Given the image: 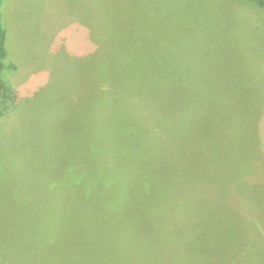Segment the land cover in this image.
<instances>
[{
    "label": "rangeland",
    "instance_id": "374dc122",
    "mask_svg": "<svg viewBox=\"0 0 264 264\" xmlns=\"http://www.w3.org/2000/svg\"><path fill=\"white\" fill-rule=\"evenodd\" d=\"M1 11L17 94L0 108V209L87 168L83 211L104 219L88 235L94 257L264 264V7L4 0Z\"/></svg>",
    "mask_w": 264,
    "mask_h": 264
},
{
    "label": "trees",
    "instance_id": "16d2710c",
    "mask_svg": "<svg viewBox=\"0 0 264 264\" xmlns=\"http://www.w3.org/2000/svg\"><path fill=\"white\" fill-rule=\"evenodd\" d=\"M252 1L264 7V0ZM3 2L4 0H0V108L7 104V99H10L13 93L17 94V91H14L6 81L4 73L7 67L8 50L6 48L7 28L1 11ZM128 60L132 62V58ZM11 67L14 69L16 65L11 64ZM144 72L151 81L156 83L158 74L148 70ZM261 156L256 158L264 160V154ZM85 169L78 170V172L84 171L75 179H69L71 182L62 178V186L59 183L45 186L43 190L46 196L29 197V200L11 203L12 206H7L11 208L9 210L0 209L1 215L5 214V211L11 212L13 218H10L11 221L6 219V223L0 222V264H114L122 260V254L117 256L110 254V259L107 258L104 255L110 252L106 250L105 254H101L100 251L97 257L92 254L95 251L94 247L99 246L100 239L89 240L88 235L91 233L96 236L97 231L101 235L99 224L103 223L104 219L103 216H96L97 207L87 211H93V214L89 216L83 211L85 204L80 200V195L86 188V184L90 183L86 180ZM95 178L93 184L98 187L99 181L97 177ZM22 182L23 184L18 186L24 187V181ZM35 192L37 193L33 189L29 194L33 195ZM2 205L6 206L7 201L0 199V206ZM87 222L90 226L89 230L80 229L73 234L70 229L72 224L74 228L84 227ZM94 228L96 229L93 230ZM127 254L130 255V252ZM90 255L93 258L92 263ZM133 258H135L134 255L131 259Z\"/></svg>",
    "mask_w": 264,
    "mask_h": 264
}]
</instances>
